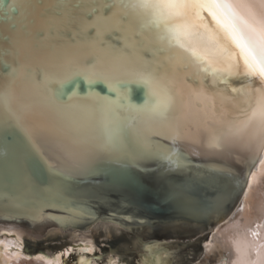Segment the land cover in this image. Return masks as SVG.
I'll use <instances>...</instances> for the list:
<instances>
[{
  "label": "snow or ice",
  "instance_id": "6c2138e0",
  "mask_svg": "<svg viewBox=\"0 0 264 264\" xmlns=\"http://www.w3.org/2000/svg\"><path fill=\"white\" fill-rule=\"evenodd\" d=\"M251 3L0 0L7 25L0 27V130L18 135L26 161L39 157L50 170L55 165L38 137L63 154L72 172L85 170L78 153L99 160L121 151L129 135L143 138L145 157L170 166H179L177 146L185 142L203 141L222 153L255 146L258 154L264 149V17L257 21ZM29 15L38 29L29 27ZM53 35L57 42L46 45ZM77 77L87 91L77 85L65 98L64 85ZM97 83L107 91L92 87ZM129 85L143 87L141 103L132 102ZM0 155L6 159L7 148Z\"/></svg>",
  "mask_w": 264,
  "mask_h": 264
},
{
  "label": "water",
  "instance_id": "95a60500",
  "mask_svg": "<svg viewBox=\"0 0 264 264\" xmlns=\"http://www.w3.org/2000/svg\"><path fill=\"white\" fill-rule=\"evenodd\" d=\"M0 21L2 22V16ZM77 85L81 94L89 87L82 78L77 77L64 85L65 98ZM92 87L102 93L107 91L102 83ZM127 87L131 89L132 102L141 103L143 87ZM161 143L167 144V141ZM177 147L182 152V162L179 166H170L167 161L158 157H144L140 162L128 159L104 160L101 162L99 173L89 178L62 177L75 185L89 183L98 187L102 201L99 205L93 204L98 213L85 223L108 222L117 226L118 233L141 232L145 236V241L137 250L125 252L122 249H113L111 253L117 258L115 264H121L125 259L127 264H134L132 261L135 256L138 257L136 263L140 264L148 249L151 251L148 253L146 264H163L161 260L170 259L174 254L165 249L171 241H180L184 245L180 264L198 262L203 257L204 244L210 240L216 226L224 223L240 203L248 182L246 178L255 167L256 151L244 158H237L234 151L222 153L210 149L207 152L191 154L180 145ZM5 148L9 152L8 157L5 159L0 155V238L1 233L13 231L11 236L15 239L18 233L13 227L29 231L46 226L48 227L41 238L42 241L69 236L70 228L64 226L60 231L50 226L52 220L32 224L21 216L19 198L24 171H29L39 182L46 183L47 169L39 157L25 160L15 132L4 133L0 130V153H3ZM222 169L231 170L232 175H226ZM220 191L228 195L221 198L218 195ZM42 213L49 217L65 215L51 208L43 209ZM173 225L183 226L184 229H170ZM81 229L78 228L77 233H80ZM112 234L116 233L111 231L110 235ZM19 236L17 246H11V251L20 250L22 256H29L25 249L26 241L30 238L24 232ZM31 241L37 242L33 239ZM31 253L29 257L37 255L34 259L45 256L39 250ZM114 259L110 257L104 264ZM225 262L226 258L223 257L222 264Z\"/></svg>",
  "mask_w": 264,
  "mask_h": 264
},
{
  "label": "bare ground",
  "instance_id": "6f19581e",
  "mask_svg": "<svg viewBox=\"0 0 264 264\" xmlns=\"http://www.w3.org/2000/svg\"><path fill=\"white\" fill-rule=\"evenodd\" d=\"M252 9L255 11L257 21L264 17V2L261 0H252ZM29 27L33 30L39 28V21L32 23V15L28 16ZM0 27L6 29L7 25L0 21ZM4 34H7L5 31ZM57 42L55 35L48 38L47 44ZM137 127H140L137 124ZM193 134L195 130L193 129ZM43 145L45 154L50 164L55 165L54 170H50L45 163L40 160L47 169L48 180L46 183L39 182L29 171L25 170L21 181V191L19 198V206L21 216L29 220L32 224L38 222L51 221L52 227L58 228L60 231L66 226L70 228L69 236L71 243H77L85 239L86 231L77 233L78 228H87L95 231L104 232L106 237H110V232L118 233V228L112 223L97 222L96 224H87L97 215V208L93 204H101L102 198L96 185L85 184L75 185L62 177L72 179H86L92 175L99 173L101 170V162L104 160H124L140 162L145 157L143 149V138L128 136L125 146L121 151L115 152L109 156H105L99 160L89 161L85 155L76 156L78 162L85 166V170L81 172H72L71 163L63 157L62 153L53 151L49 145L41 138H37ZM185 151L191 154H199L207 152L208 149L204 142L200 143H182L179 144ZM255 146L249 149H235L234 154L237 158H244L247 155L255 153ZM255 167L250 176H247V186L240 203L236 207L231 216L222 224H218L212 234L210 240L204 244L203 257L214 256L215 261L212 264H222V258H226L225 264H264V149L256 154ZM182 162V161H181ZM180 162V164H181ZM50 205H56L55 207ZM51 208L65 215L47 216L44 215L43 209ZM73 209L68 211L67 209ZM74 217V219L64 222L66 218ZM96 222V221H95ZM93 224V225H91ZM92 226V227H91ZM46 227L36 228L29 231L14 228L15 239H7V236L0 238V264H56V258L50 259L43 256L34 259L22 256L21 251L12 252L11 246H17L16 242L20 239L21 233L33 240L41 239L44 236ZM183 226L173 225L170 229L181 230ZM189 229L188 226H184ZM85 228V229H86ZM143 234V233H142ZM143 238L138 239L140 247ZM128 248L123 247L122 251ZM133 250H137L136 248ZM34 251V250H32ZM100 256L94 261H98ZM110 259V258H109ZM201 259L196 264L201 263ZM137 264V263H136ZM208 264V263H207Z\"/></svg>",
  "mask_w": 264,
  "mask_h": 264
},
{
  "label": "rangeland",
  "instance_id": "374dc122",
  "mask_svg": "<svg viewBox=\"0 0 264 264\" xmlns=\"http://www.w3.org/2000/svg\"><path fill=\"white\" fill-rule=\"evenodd\" d=\"M86 228V227H85ZM82 228L81 232H85L89 240L92 241L93 245L97 246L100 250V259L96 261V264H104L108 261L110 257H114V255L111 253L113 249H123V247L128 248V252H130L132 249H138L140 247L138 243V239L140 237L143 238L142 242L145 241L144 235L141 232H130V233H116L110 235V237H106L104 232L101 231H95L93 229H90V226H87V228ZM85 230V231H84ZM70 236L67 237H59L53 241H42L41 239H36L37 242L31 241L27 239L26 241V249L25 253L29 256H31L32 250H39L41 253L45 255H53L54 253H58L70 246H72V243L70 241ZM164 247V246H163ZM184 245L180 241H171L167 243V247L165 249L167 251L173 252L174 254L170 257V259L161 260L163 264H180L182 259L181 255L184 253ZM191 250V249H189ZM192 251V250H191ZM135 256V253H134ZM166 255H162V257H165ZM98 257V256H96ZM161 257V259H162ZM138 261V257L135 256V259H133L132 262L136 264ZM215 261L214 256H207L204 257V260L201 259V263L205 264H212ZM28 264H30L31 260L27 261ZM75 261L71 262L70 264H74ZM197 262L191 263L196 264ZM121 264H127V260H122Z\"/></svg>",
  "mask_w": 264,
  "mask_h": 264
},
{
  "label": "trees",
  "instance_id": "16d2710c",
  "mask_svg": "<svg viewBox=\"0 0 264 264\" xmlns=\"http://www.w3.org/2000/svg\"><path fill=\"white\" fill-rule=\"evenodd\" d=\"M128 258H131V257H128ZM128 258H127V259H128ZM71 260H72V259H71V258H69V261H68V263H69V264L72 262Z\"/></svg>",
  "mask_w": 264,
  "mask_h": 264
}]
</instances>
